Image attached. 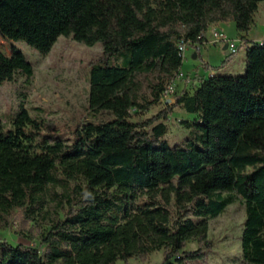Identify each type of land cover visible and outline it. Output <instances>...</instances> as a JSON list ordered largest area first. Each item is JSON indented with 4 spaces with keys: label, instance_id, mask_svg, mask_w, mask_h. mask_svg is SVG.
<instances>
[{
    "label": "trees",
    "instance_id": "trees-1",
    "mask_svg": "<svg viewBox=\"0 0 264 264\" xmlns=\"http://www.w3.org/2000/svg\"><path fill=\"white\" fill-rule=\"evenodd\" d=\"M261 4L0 0L5 41L23 42L41 55L60 36L101 44V59L88 73L87 111L93 119L110 115L78 124L72 139L43 133V120L23 107L8 128L0 120V213L41 204L47 186L66 192L53 197L64 217L42 237L43 253L0 240V264H116L143 261L161 249L163 264L203 261L208 221L232 203V194L245 214L242 258L264 264V42L247 39ZM229 22L245 47L244 74L199 77L192 93L174 90L173 103L162 101L183 64L178 43L191 45L209 27ZM18 75L28 81L32 71L0 52V85ZM136 75L154 77L142 102ZM160 103L164 109L155 115L132 120L131 110ZM176 109L195 117L184 124L201 134L171 147L164 137ZM192 241L198 248L183 251Z\"/></svg>",
    "mask_w": 264,
    "mask_h": 264
},
{
    "label": "rangeland",
    "instance_id": "rangeland-1",
    "mask_svg": "<svg viewBox=\"0 0 264 264\" xmlns=\"http://www.w3.org/2000/svg\"><path fill=\"white\" fill-rule=\"evenodd\" d=\"M263 6V4L260 5L258 13L262 12ZM253 33L254 38L260 36L264 39V21ZM214 51L212 48L203 49L200 52L202 59L192 60L191 49H187L181 71L184 75L191 76L190 84L185 83V79L177 82L179 84L176 83L175 91L192 93L200 84L193 83L197 80L194 74L204 78L208 76L204 68L206 62L212 65L213 71L222 76L244 74L245 61H240L245 55L244 51L231 56L230 62L224 65H222L225 59L223 54ZM0 52L24 64L32 71L28 81L26 77L18 75L13 82L0 85V120L6 128L21 107L25 108L33 119L43 120L45 125L43 133L53 134L54 137L62 139H72L73 131L78 124L90 120L105 122L110 118L107 113H98L93 119L87 111L88 73L91 65L101 59V44L89 47L73 41L69 36H60L50 52L47 55H41L23 42H9L0 37ZM114 62L110 61L111 64ZM153 80V76L136 75V92L141 102L150 97L149 85ZM170 98L169 103H173V95ZM162 109L164 105L160 103L143 112L136 113L135 110H131L130 113L132 120L136 121L139 118L147 119ZM196 121L195 117L185 114L181 109H176L169 117L168 132L164 139L171 147L182 146L188 139H194L201 134L197 128L189 129L184 124H192ZM55 195L64 196L66 192L60 187L47 186L41 204L29 207L26 211L15 209L8 214L0 213V240L12 246L23 245L35 248L43 253L42 237L49 232L53 221L64 217V211L58 209L56 200H53ZM221 195L226 196L227 193ZM231 197L232 203L219 216L208 221L207 239L210 249L206 258L203 261L186 264H245L241 252L244 209L240 197L233 194ZM34 210H36L35 214L32 213ZM197 248L198 243L192 241L186 244L183 251H195ZM164 259V250L161 249L148 255L146 260L142 261L133 257L126 263L118 261L116 264H163ZM170 264L178 263L171 261Z\"/></svg>",
    "mask_w": 264,
    "mask_h": 264
},
{
    "label": "built area",
    "instance_id": "built-area-1",
    "mask_svg": "<svg viewBox=\"0 0 264 264\" xmlns=\"http://www.w3.org/2000/svg\"><path fill=\"white\" fill-rule=\"evenodd\" d=\"M197 39L198 40L191 45L189 44L190 42H185L183 40L178 43V51L183 61L185 60V53L188 48L193 49L195 54H197L203 49H220L222 46H226L228 54L235 55L238 52V48L242 46L239 39L230 40L228 36L215 25L209 27L206 32L201 33ZM212 75L213 74H210V76ZM180 81H184V74L181 70L175 75L172 82L167 87L163 94L162 101H166L167 103L170 102V97L174 94L175 85ZM188 82L189 80L186 79L185 83Z\"/></svg>",
    "mask_w": 264,
    "mask_h": 264
},
{
    "label": "crops",
    "instance_id": "crops-1",
    "mask_svg": "<svg viewBox=\"0 0 264 264\" xmlns=\"http://www.w3.org/2000/svg\"><path fill=\"white\" fill-rule=\"evenodd\" d=\"M257 16H259V17H257ZM256 18H258L257 20H256ZM259 21H261L260 23H259ZM264 21V14L262 15V12H259L256 16H255V18H254V24L252 25V27H251V29H250V31H249V33L247 34V39L248 40H252V41H254V42H264V39H262L260 36L258 37H256V38H254L253 37V35H254V33H253V31L254 30H257L258 29V27L259 26H261V23ZM215 26H217L219 29H221V31H224V33H226V35L228 36V38L230 39V40H234V39H239V36H240V34L238 33V32H236L235 31V27H234V24L233 23H231V22H229V23H219V24H217V25H215ZM205 50H208V49H205ZM215 51L214 52H217V53H222L223 54V56H224V58H226L227 56H229V54H228V51H227V49H226V46H222L220 49H214ZM240 51H244L245 52V47L244 46H241L240 48H238V52H240ZM191 58H192V60H197V59H202V55H201V53H197V54H195V52L193 51V49H191ZM223 59V58H222ZM245 59V55L243 56V58L242 59H240V61L241 60H244ZM225 60V59H224ZM222 61V60H221ZM205 64H207L208 66H209V70L206 72V74L208 73V76L210 77V74H213V75H215V74H218V72H216V71H213L212 70V65L211 64H209V62H206ZM244 65H245V63H244ZM197 76V80H194L193 81V83L194 84H197L198 82V78L199 77H203V76H200V75H198V74H194V76ZM195 76V77H196ZM207 76V77H208ZM207 77H205V78H207ZM191 78V76H189V75H184V79L186 80V79H188L189 80V82L187 83V84H190V79ZM194 78V77H193ZM181 83H183V82H181ZM177 84H179V83H177ZM176 84V85H177Z\"/></svg>",
    "mask_w": 264,
    "mask_h": 264
}]
</instances>
